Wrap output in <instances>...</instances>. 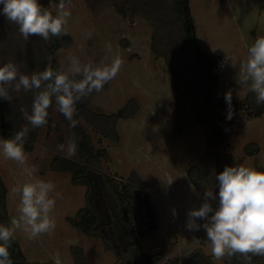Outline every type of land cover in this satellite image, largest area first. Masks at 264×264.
Returning <instances> with one entry per match:
<instances>
[{"label":"rangeland","instance_id":"rangeland-1","mask_svg":"<svg viewBox=\"0 0 264 264\" xmlns=\"http://www.w3.org/2000/svg\"><path fill=\"white\" fill-rule=\"evenodd\" d=\"M133 1L72 0V15L67 26L73 37L72 44L58 48L55 56L61 70L74 75V79L79 78V74L69 71L67 57L77 56L81 65L92 63L95 67L110 62L112 55L119 54L124 60L119 74L100 93L90 95L89 106L104 113L116 112L133 99L137 106L134 116L118 121L117 141L103 136L83 119H79V125L92 136L96 149L107 151L108 156L102 161L105 172L118 182L131 179L140 184L136 191L137 202L140 209L147 210V228L154 231L142 238V245L152 254L155 264H165L173 258L185 264V258L196 250L207 258L199 264H231L224 259L214 260L208 243H201L193 231L186 229L188 212L199 208L205 199L203 187L196 188L191 183L196 191L190 188L187 171L204 153L206 128L197 118L191 90L184 84L179 91L175 90L165 59L152 52L155 25L142 13L131 9ZM187 1L189 20L197 40L206 53L221 58L219 89L224 94L232 91L236 127L227 140L230 150L239 164L264 171V114H249L244 100L250 90L239 85L236 79L248 47L258 35H264V6L261 7L259 0ZM56 5L51 3L53 10ZM2 9L0 5V66L10 62L30 74L33 53L27 47L34 42L33 36L24 40L17 26L6 20ZM109 44L111 53L107 51ZM11 94L19 108L24 105L30 113L35 92ZM178 95H182L187 109V128L181 137L174 134ZM48 111L49 123L37 130L34 149L25 150L26 165L6 160L0 152V174L8 187L11 219L19 215L20 194L15 188L29 181L52 182L55 190L51 195L56 198V205L51 215L56 227L50 234L35 239H29L18 229L15 237L29 264H55L57 255L60 264H76L79 248L83 249L84 264H120L100 237L85 234L68 221V217H75L85 204L86 185H75L69 173L52 169V157L58 153L65 155L58 146L66 145L69 138L55 103ZM20 117L27 123L21 113ZM217 117L218 113L213 116L214 122ZM26 128L31 127L26 124ZM0 139H4L1 127ZM252 143L259 145L256 154H248L245 150V146ZM218 145L221 153L227 151L224 143ZM33 165L37 170L29 176L24 168ZM92 178L98 187L101 177ZM172 209H176L178 218L172 216ZM253 264H264V261Z\"/></svg>","mask_w":264,"mask_h":264},{"label":"trees","instance_id":"trees-1","mask_svg":"<svg viewBox=\"0 0 264 264\" xmlns=\"http://www.w3.org/2000/svg\"><path fill=\"white\" fill-rule=\"evenodd\" d=\"M39 2L43 7L52 10L55 15L51 3L58 4L59 0H39ZM259 2L263 7L264 0H259ZM187 6V0H134L131 9L142 13L155 25L156 31L152 37L151 50L165 59L175 90L179 91L181 84H184L194 96L192 104L198 114L197 118L206 128V145L203 155L188 168L187 175L196 188L206 186L217 194L215 200L208 202L218 207L219 189L215 175L222 172L226 166L240 165L235 160L230 144L227 142L230 133L236 127L233 121L235 106L232 104V119H226L227 105L224 101V93L219 89L221 58L204 51L189 20ZM119 11L124 12L122 8H119ZM33 39L34 42L28 43L27 47L33 53L31 67H29L30 73L43 71L49 58H51L53 68L61 70L55 57L56 50L72 44L71 33L68 31L67 35L60 38L51 37L48 41H44L39 36H33ZM74 77L70 75V78L74 79ZM106 87L107 84L103 89ZM89 97L77 104L78 114L74 117L77 120L75 128L70 129L69 122L61 114L68 138L74 137L78 145L77 154L72 158H65L64 154L58 153L50 161L53 170L69 173L73 184L86 185L85 204L77 210L75 217L69 216L68 221L77 230L100 237L107 249L114 252L120 264H155L152 254L147 253L142 245V238L154 231L147 228L149 220L147 210L140 209L137 202L136 191L141 187L140 184L131 179L118 182L115 177L105 172L102 161L108 156L107 151L96 149L92 136L78 122L79 119H83L103 136L117 141L119 134L116 125L120 119L134 116L136 103L133 99L116 112L104 113L95 111L89 106ZM255 100V94L250 91L245 97V105L250 109L249 114L261 116L264 114V105H257ZM15 102L16 100H13L9 103L0 97L2 136L4 139L11 138L14 132L26 128L28 124L31 128L27 131L24 147L25 150L32 151L39 128H33L30 123L21 119L19 106ZM217 113V121L214 122L213 116ZM175 122L174 134L181 137L187 128V109L182 95L177 96ZM219 143H224L227 151L221 153L218 150ZM245 150L248 154H256L259 152V145L248 144ZM96 175L101 177L98 187L97 182H94L92 178ZM97 188L100 189L97 190ZM0 223L7 226L11 223L8 187L1 174ZM198 223H203V221H198ZM193 234L201 243H208L206 232L203 229L193 231ZM9 251L13 264H29L27 255L16 237ZM206 259L200 250H196L189 254L183 262L199 264ZM243 259L241 256H233L224 260L226 263L243 264ZM251 261L252 264L264 261V257L252 256ZM75 263L84 264L82 248H79ZM180 263L179 258H173L165 264Z\"/></svg>","mask_w":264,"mask_h":264},{"label":"clouds","instance_id":"clouds-1","mask_svg":"<svg viewBox=\"0 0 264 264\" xmlns=\"http://www.w3.org/2000/svg\"><path fill=\"white\" fill-rule=\"evenodd\" d=\"M0 5H3L2 13L6 20L17 26L18 34L24 40L39 36L48 41L51 37L67 35L72 0H59L55 15L39 0H0ZM107 51H112L110 44ZM67 60L69 71L79 74V80L70 78L68 72L53 68L51 58L43 71L30 74L20 71L13 63L3 64L0 66V97L11 103L12 92L19 94L35 90L30 113L24 105L19 108L24 120L33 128L47 126L48 110L55 103L56 110L69 122V128H75L77 104L84 102L93 92L100 93L105 84L119 74L124 60L116 54L111 56L110 62L95 67L92 63L81 65L77 56H69ZM236 79L239 85L247 86L255 94L257 105H264V35H258L248 47L247 57L240 62ZM232 98L231 90L224 94L228 120L233 117ZM27 131L23 128L14 132L11 138L0 139V152L6 160L26 165L28 157L24 145ZM58 150L65 153V158L75 156L78 151L75 138H69L66 145L60 144ZM36 170L34 165L24 168L29 176ZM215 180L219 189L218 207L208 202L215 200L217 194L203 186L205 202L188 212L186 229H203L206 232L214 260L241 256L243 264H252V256L264 257V171L243 164L226 166L215 175ZM189 186L196 191L191 182ZM54 190L55 185L44 180L25 182L14 189L20 194L19 215L11 219L10 226L0 223V264H13L9 248L18 229H22L29 239L55 230L56 222L51 215L56 205V198L51 195ZM172 216L178 218L176 209H172ZM55 264H60L58 255Z\"/></svg>","mask_w":264,"mask_h":264},{"label":"built area","instance_id":"built-area-1","mask_svg":"<svg viewBox=\"0 0 264 264\" xmlns=\"http://www.w3.org/2000/svg\"><path fill=\"white\" fill-rule=\"evenodd\" d=\"M222 67H224V65L221 64Z\"/></svg>","mask_w":264,"mask_h":264}]
</instances>
